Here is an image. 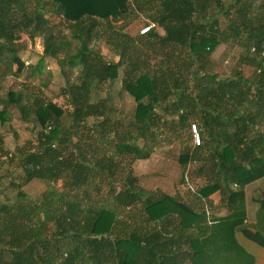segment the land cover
Here are the masks:
<instances>
[{"label": "trees", "instance_id": "1", "mask_svg": "<svg viewBox=\"0 0 264 264\" xmlns=\"http://www.w3.org/2000/svg\"><path fill=\"white\" fill-rule=\"evenodd\" d=\"M208 3L0 0V77H15L25 66L19 49L13 47L14 40L22 33L32 41L39 38L40 55L26 66V76L40 75L46 58L61 69L68 65L77 70L76 82L64 86L62 92L69 96L68 127L85 129L74 131L79 138L72 141L61 124L63 111L54 102L31 97L25 104L21 90H6L0 96V124L7 120L8 108L13 105L24 121L30 117L38 125L33 149L5 154L0 137V164L9 157L20 168L22 182L59 178L65 189H46L40 202H35L17 186L13 201L4 198L0 203V264H184L183 259H188V264H203L210 251L203 245L201 211H193L165 193L156 197L144 194L135 175L118 183L112 206H82L83 199H77L75 191L85 192L93 176L112 178L124 155L131 156V163L146 159L150 148L139 149L135 139L152 140L156 130L167 125L163 114H174L175 126H183L190 112L198 119L201 143L176 156L182 172L187 161L203 157L204 185L197 189L198 197L223 192L224 187L234 196L241 195V190H230L228 184H242L264 174V135L260 130L264 125V56H259L264 51V0H228L225 13L231 7V17L221 30L207 11ZM216 5L212 7L215 12ZM135 15H142L153 26L134 36L120 33L115 21ZM62 24L68 36L59 34ZM99 42L118 48L120 57L102 59L94 46ZM144 42L155 44L152 54L168 52L157 64L149 65L152 54L146 52L143 57L136 48ZM221 42L239 47L243 53L240 59L246 58L259 71L245 77L236 69L229 73L224 68L218 70L209 55ZM251 46L254 51L249 50ZM118 76L121 88L132 98L133 110L122 131L114 129L110 136L106 122L113 117L111 109H106L103 100L90 101V96L98 84ZM87 118L91 123H86ZM112 120L108 125L119 123ZM131 129L136 134H131ZM84 138L94 142L91 149L84 148L88 146L81 142ZM137 200L142 210L138 229L126 225L123 214L115 210L135 205ZM174 223L175 236L156 228L167 231ZM185 232L186 241H180ZM250 237L264 247L259 235ZM184 243L186 251L179 249Z\"/></svg>", "mask_w": 264, "mask_h": 264}, {"label": "rangeland", "instance_id": "2", "mask_svg": "<svg viewBox=\"0 0 264 264\" xmlns=\"http://www.w3.org/2000/svg\"><path fill=\"white\" fill-rule=\"evenodd\" d=\"M218 2L219 4L216 5L215 0H209L207 11L211 18L215 20L216 27L221 30L227 23V17H231L232 9L229 5L228 7L230 8H227L228 11L225 13V7L228 0H218ZM214 5H216V12L212 9ZM52 20H55V18ZM128 20L129 22L125 25L122 24L124 21ZM149 22L142 15H135V17L129 16L119 19L115 21V24L119 26L120 33L134 36L136 32H139L140 27L146 26ZM58 28L60 31L59 34L68 36L67 29L64 24L59 25ZM154 30L158 33H162V30L159 27H155ZM30 39L31 38L28 36L20 34V36L14 40L13 47L19 49V53H21L20 56L22 57L21 59L23 60L25 66L21 69L19 75L15 77L8 75L0 77V96H3L6 90H21L24 94V97L21 100L24 101L25 104H27L29 100H32L30 99L31 97H38L43 101L54 102L63 111L61 124L63 127H66L68 137L72 141L77 140L79 137L75 136V134H77L76 132L78 130L83 131L85 129L76 127L74 130L76 132H74L72 128L68 127L70 123L68 116L70 110V103L68 100L69 96L64 94L62 90L67 84L76 82L78 72L77 70L70 68L68 65L63 66L61 69V67L54 60L46 58L47 64L44 71L40 75L29 79L26 76V66L30 65L31 62L36 59L34 54L35 51L41 50V46L39 44L40 39L34 37L35 40L33 43L32 39ZM73 44L74 42L71 41L70 51H72ZM28 46L30 48L32 47L31 50L33 52H27L26 50L23 51V49H28L25 48ZM94 46L95 50L98 51L100 57L104 60L115 61L120 57L118 54V48L114 49L107 43L101 44L99 42V44H94ZM136 48L143 54V57H145L144 53L148 52L150 54L152 50L157 49L155 44H151V42H144ZM238 48L239 47H232L229 44L221 42L215 46L210 53L209 58L214 61L216 65H219L218 70L224 68L226 69V73H229L233 69L238 70V66L240 68V72H243L244 75L249 74L250 76L252 75L251 68L242 63L237 64L239 61L237 56L242 53H239ZM241 48L243 49V46H241ZM162 49L163 48H160V51H162ZM166 52L168 51H165V53ZM28 55H31L32 57L28 58ZM164 55L162 52H160V54L158 51L154 52L148 60V64L154 66ZM126 66L127 64H123L122 67ZM118 74L121 76L122 71H119ZM119 76L114 80L98 84V86H96L91 92L90 96V101L95 102L103 100V103L106 105V109L107 107L109 110L111 109L110 113H112L113 117L106 122V127H110V130L108 131V133L111 134L110 136L113 135L112 131H122V124L129 122L128 118L133 110L132 98L121 88ZM155 110L158 111V114L160 113L157 108H155ZM163 116L167 125H162L158 131L156 130L152 140L144 142L141 137L135 139L134 144L139 149L150 148L147 155L148 157L143 161L136 160L134 161L135 163H131V156H122L119 163L115 166L112 178H109L111 181H109L106 176H93L89 179V185L85 188V192L81 191L83 189L75 191L77 199H83V201H81L82 206H112L113 201L111 198L114 194L113 192L117 190L118 183L123 182V180L127 179V176L129 175H135L137 177V179H135V183L138 187L141 185V189L144 194L152 197H156L163 193L173 194L175 198L180 199L181 201L184 200L185 203L189 201V198L193 197L196 199V206H202V201L196 195V191L199 187H201V185H203L204 182L203 157L187 161L183 172L182 168L176 162V156L180 152L185 149L191 150L197 145V143L191 139L190 129L191 124L193 123L197 125L196 130L199 135L198 143H201V137L197 124L198 119L193 112H190L187 115V121L183 124V126H179V124L175 126L176 116L174 114H163ZM114 118L118 119V122L121 124L115 123L116 126L114 127L108 125V123L110 124V121H113L112 119ZM91 121V118H87L86 123H91ZM37 129L38 125L30 119V117L28 120L24 121L19 109L13 105L9 106L7 120L0 124L1 146L3 147L2 152L5 154L10 153L12 155L16 153L17 150L25 151L27 149H33V135ZM131 130V134H136V130ZM86 132L87 131L83 133L87 134ZM81 142L88 145L84 146V148L91 149V147L94 146V142L90 139L84 138V141ZM116 179L120 180L117 181ZM17 186H19V188L26 194L28 200H35V202H40L41 193L46 189L57 192H64L65 190L62 186V180L59 178L51 181L31 179L29 181L22 182V172L20 168L17 167L14 160L12 162L9 157H7L5 160H2L0 164V203H3L5 199L7 201H13L18 190ZM112 187H114V190H111ZM87 195L91 198H88ZM135 205V210H131V208L135 207ZM135 205H133L130 209L128 208L129 210H127L126 207H123L121 215L123 214L124 219H122L126 225L134 226L138 229L137 226L140 225L139 219H141V214L139 215V213L142 211L140 201L136 202ZM115 210H118L116 212L120 213V208H115ZM201 216H203V214ZM156 228L165 231L168 236H171L169 228H167L168 232L163 228ZM175 235L177 234H174V236ZM183 237L187 238V235L183 233L181 238ZM4 257H6V254ZM188 263L189 261H186V264Z\"/></svg>", "mask_w": 264, "mask_h": 264}, {"label": "crops", "instance_id": "3", "mask_svg": "<svg viewBox=\"0 0 264 264\" xmlns=\"http://www.w3.org/2000/svg\"><path fill=\"white\" fill-rule=\"evenodd\" d=\"M22 34L28 36L26 33ZM25 48L28 49H23V51H32V47L28 46ZM40 51H35L36 59L40 55ZM28 56V58L32 57L31 55ZM248 61L244 58L240 59L238 63L245 64L251 68V74L254 73V70L258 72L259 67L255 68ZM46 64L45 60V66ZM237 69L239 70L240 68L237 66ZM241 74L245 77L249 76V74L244 75L243 72ZM260 130L264 135V125ZM228 188L230 190L239 189L242 191V194L234 196L228 193L226 187H224L223 192L216 191L205 197H199L202 201L201 207L196 206V199L193 197L189 198V201L186 203L182 200L185 204L188 203L187 205L193 211H201L203 213V219L200 220L199 224L203 227V245L205 244V248L210 251L203 258V264H264V247L250 237L252 233H255L264 240V174L247 180L242 184L229 183ZM168 195L173 196V194ZM131 207H133L132 204L126 208L129 210ZM122 208H120V215ZM135 208L136 205L131 210H135ZM174 226L175 223L167 227L170 229L171 235L177 234ZM184 234L187 235L186 232ZM186 239L183 237L180 238V241L184 242ZM179 249L183 251L188 250L185 243ZM183 261L186 264V261L189 260L183 259Z\"/></svg>", "mask_w": 264, "mask_h": 264}, {"label": "built area", "instance_id": "4", "mask_svg": "<svg viewBox=\"0 0 264 264\" xmlns=\"http://www.w3.org/2000/svg\"><path fill=\"white\" fill-rule=\"evenodd\" d=\"M153 26V24L152 23H148L146 26H144V27H140V29H139V33H145L147 30H149L151 27ZM249 50L250 51H254V48L251 46V47H249ZM260 56H264V51H260ZM196 128H197V125H195L194 123L193 124H191V139H192V141H194L195 143H197L198 144V141H199V135H198V133H197V130H196Z\"/></svg>", "mask_w": 264, "mask_h": 264}]
</instances>
